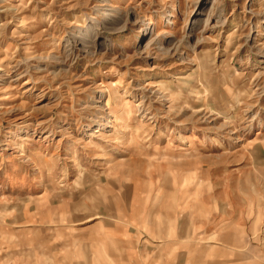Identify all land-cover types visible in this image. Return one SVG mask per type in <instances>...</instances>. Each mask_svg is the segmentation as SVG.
<instances>
[{
    "label": "rangeland",
    "instance_id": "374dc122",
    "mask_svg": "<svg viewBox=\"0 0 264 264\" xmlns=\"http://www.w3.org/2000/svg\"><path fill=\"white\" fill-rule=\"evenodd\" d=\"M7 2L0 264H264V0Z\"/></svg>",
    "mask_w": 264,
    "mask_h": 264
},
{
    "label": "bare ground",
    "instance_id": "6f19581e",
    "mask_svg": "<svg viewBox=\"0 0 264 264\" xmlns=\"http://www.w3.org/2000/svg\"><path fill=\"white\" fill-rule=\"evenodd\" d=\"M8 0H3V3H1L0 5V13L1 14H7V16H8V18L7 19H5V21L4 22H2L1 24H0V47L4 44V42L6 41V40H8L9 38H15L16 40H17V42H19V38L21 37V35H20V33H15V34H13L12 35V33L10 34V25L12 24V21L11 20H13V21H15V20H20V22H23L22 20L24 19L22 16H21V12H19V10L17 9V6L15 7V6H13L12 4H10L9 2H7ZM52 3H53V1H52ZM50 5V4H49ZM40 6V5H39ZM57 6V5H56ZM37 7V6H36ZM35 7V8H36ZM62 8V7H61ZM45 9V8H44ZM34 11V10H33ZM52 14V13H51ZM56 14V13H55ZM60 14V13H59ZM55 16H57V15H55ZM59 17V16H58ZM207 22H208V20H207ZM45 32L46 31H41V33H40V35L39 36H42V37H45L44 36V34H45ZM115 33V32H114ZM18 34V35H17ZM11 35V37H9ZM15 35H17V36H15ZM29 35V34H28ZM46 35V34H45ZM51 35V34H50ZM36 38V37H35ZM46 38H48V36H46ZM6 64L7 63H5V64H2L1 66H0V71H1V73H5V67H6ZM8 67L12 64L10 61L8 62ZM2 75V74H1ZM0 75V76H1ZM25 93V92H24ZM146 98V97H145ZM22 99V98H21ZM8 111V110H7ZM10 112H12L11 110H10ZM9 112V113H10ZM4 113H7L6 111H3L2 109H0V115L1 114H3L4 115ZM8 114V113H7ZM27 114V113H26ZM127 112L126 111H124V112H121L119 115H116V116H110V117H108L106 120H105V123L104 124H102L101 126L103 127V128H108V127H110L113 123H117V124H125L126 123V121H127ZM25 116V115H24ZM24 116H23V118H24ZM26 117V116H25ZM29 131H28V129H27V131H25V133L24 134H20V135H16L15 136V140L14 141H20V139L21 140H24V141H28V136H29V133H28ZM95 133L96 132H100L99 130H95L94 131ZM25 136V137H24ZM46 138L47 137H45L43 140H46ZM24 141H22V142H24ZM21 145V144H20ZM101 156V155H100ZM99 156V157H100ZM102 157V156H101ZM40 177V176H39Z\"/></svg>",
    "mask_w": 264,
    "mask_h": 264
}]
</instances>
